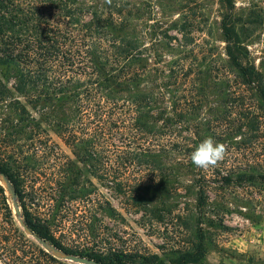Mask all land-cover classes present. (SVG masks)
Segmentation results:
<instances>
[{
	"label": "trees",
	"instance_id": "trees-1",
	"mask_svg": "<svg viewBox=\"0 0 264 264\" xmlns=\"http://www.w3.org/2000/svg\"><path fill=\"white\" fill-rule=\"evenodd\" d=\"M220 2L226 64L224 71L209 66L210 87L190 54L162 66L160 48L186 47L173 45L177 38L165 32L148 49L132 30L128 7L115 3L99 10L81 0H0V174L31 233L66 255L97 264H207L216 246L213 230H228L226 207L215 197L234 185L264 186L258 163L203 170L191 162L199 143L227 119H235L237 133L246 128L250 142L261 138L264 67L252 60L237 30L235 0ZM11 82L31 110L15 97L7 85ZM207 87L226 110L214 121L200 122L196 115L207 100ZM32 111L53 126L74 158L59 152ZM47 163L53 181L37 186L34 179ZM92 178L130 199L133 207L144 208L142 226L180 219L185 240L158 245L154 252L129 244L118 232L106 235L102 216L122 215ZM182 189L192 203L179 207V215H173L178 205L150 207L155 198H182ZM0 194L6 223L14 226L1 185ZM254 218L259 222L260 216ZM78 235L81 244L74 247L61 239L76 243ZM119 240L122 245L116 246Z\"/></svg>",
	"mask_w": 264,
	"mask_h": 264
},
{
	"label": "rangeland",
	"instance_id": "rangeland-1",
	"mask_svg": "<svg viewBox=\"0 0 264 264\" xmlns=\"http://www.w3.org/2000/svg\"><path fill=\"white\" fill-rule=\"evenodd\" d=\"M81 1L88 5H94L99 10L115 3L128 7V11H132L129 14L132 30L144 38L143 42L148 49L156 43V39H160L162 33L167 32L169 35L176 37L177 39L173 41V45L179 47L181 43L186 47V50L180 48L179 51L174 50L173 52L160 48L158 54L163 56L162 66H167L170 61L175 60L177 57H179L178 59L185 58L190 54L193 61L200 64L198 65L199 73L204 72L200 75L203 83L210 87L213 82L205 75L209 66L224 71L226 54L222 33V15L225 13V8L220 0ZM233 16L236 19L237 30L244 39V44L248 48L252 60L259 68L264 67V0H235ZM159 27H162V29H159ZM146 33L149 34L146 35ZM151 33H153L154 38H151ZM149 55L154 56L152 49L149 51ZM7 85L15 93L13 82ZM214 92L215 90L207 87V100H205L202 110L196 115L200 122H203L205 118L214 121L217 117L225 114L226 109L220 103L222 99L216 92L215 96ZM15 97L31 110V106L25 97H21L16 93ZM218 111L221 113H218ZM32 114L42 123L52 141L59 147V152L74 158L70 148L53 130V126L49 122L43 121L40 114L34 111H32ZM237 125L234 118L227 119L226 124L208 136L218 143H224L228 148L225 159L217 167L226 164L229 168H249L258 163L259 167L262 165V169H264V120L262 121L261 138L258 141H253V143L250 142L252 134L250 135L246 128H243L241 133H237ZM78 167L86 176L84 167L79 163ZM39 173L42 174L36 177L37 180L34 179V181H37L34 184L37 186L43 184V186L49 187L50 181H53L52 166L47 163ZM187 179L191 178L188 177ZM92 180L105 198L122 215V217L116 219L102 216L108 229H106V235L109 236V233L114 235L118 232L129 244H143L154 252L159 251L157 249L158 245L185 240V230L180 219L166 220V225L147 223L146 226H142L141 218L144 214V208L133 207L131 200L124 195L101 185L94 178ZM0 185L4 188L7 204L13 214L14 225L10 226L6 223V212L0 194V264H77L68 261L65 255L56 252L46 241H44L45 243L41 242L42 239L26 228L22 222L21 210L17 205V201H15L14 195L1 175ZM235 186L215 197L217 199H215V202L217 201L218 204L226 207L224 225L228 227V230L222 231L221 228L213 230L216 246L208 255L207 264H264V186ZM48 191H50L49 188ZM179 193H182V198H155L154 201L150 202V207L157 205L161 208V203H164L166 208L171 205H178L174 209L173 215H179V207L185 208L188 202L192 203L191 197L190 199L185 198L183 189ZM259 216L260 220L256 222L254 217ZM75 228L79 229L78 226ZM78 234H82V232L79 231ZM79 237L80 235L74 237V239H77L76 243L67 241L63 237L61 239L65 241L66 245L74 247V244H81ZM114 244L121 246L122 242L119 240Z\"/></svg>",
	"mask_w": 264,
	"mask_h": 264
},
{
	"label": "clouds",
	"instance_id": "clouds-1",
	"mask_svg": "<svg viewBox=\"0 0 264 264\" xmlns=\"http://www.w3.org/2000/svg\"><path fill=\"white\" fill-rule=\"evenodd\" d=\"M228 152L227 145L218 143L213 138L204 139L191 153L192 164L203 170L216 167Z\"/></svg>",
	"mask_w": 264,
	"mask_h": 264
},
{
	"label": "water",
	"instance_id": "water-1",
	"mask_svg": "<svg viewBox=\"0 0 264 264\" xmlns=\"http://www.w3.org/2000/svg\"><path fill=\"white\" fill-rule=\"evenodd\" d=\"M0 175L3 177V179H4L5 183H6V185H7V186L9 187V189L11 190V193L14 195V193H13L11 187H10V184L8 183V181L6 180V178H5L2 174H0ZM14 197H15V195H14ZM17 210H18V208H17ZM40 241L43 242V243H45L44 240H43V241L40 240ZM53 249H54L56 252H58V253H62V252L56 250L55 248H53ZM62 254L65 255V257H66V259H67L68 261H71V262H74V263H77V264H97V263H95L94 261H92V260H90V259H87V258H82V257H77V256H70V255H66V254H64V253H62Z\"/></svg>",
	"mask_w": 264,
	"mask_h": 264
}]
</instances>
